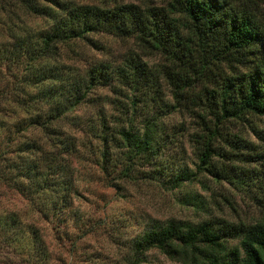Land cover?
Segmentation results:
<instances>
[{"label":"trees","instance_id":"trees-1","mask_svg":"<svg viewBox=\"0 0 264 264\" xmlns=\"http://www.w3.org/2000/svg\"><path fill=\"white\" fill-rule=\"evenodd\" d=\"M14 1L0 3V184L23 198L31 219L0 211V264L56 260L35 219L49 223L71 252L96 232L74 205L84 190L79 180L115 191L136 180L173 189L198 181L199 173L248 191L259 218L153 220L129 243L125 264H144L153 249L174 264H264V178L228 177L213 162L247 160L240 150L249 144L229 124L264 116V23L250 0ZM93 33L131 38L138 51L78 69L71 44L96 46ZM148 54L166 64L149 66ZM164 78L175 105L187 108L189 99L197 119L189 135L194 171L144 170L171 142L163 119L174 105L164 97ZM186 196L191 205L200 202Z\"/></svg>","mask_w":264,"mask_h":264},{"label":"rangeland","instance_id":"rangeland-1","mask_svg":"<svg viewBox=\"0 0 264 264\" xmlns=\"http://www.w3.org/2000/svg\"><path fill=\"white\" fill-rule=\"evenodd\" d=\"M75 3H101L111 0H70ZM127 1V0H125ZM135 2L160 3L161 0H134ZM39 3H50L40 0ZM246 3L256 10L264 23V0H250ZM253 2V3H252ZM0 3H16L14 0H0ZM27 22L41 24V20L32 16H23ZM96 46L83 40L71 44L75 54L71 61L78 69H82L92 60H101L117 63L128 50L138 51L131 38H120L104 33H93L89 36ZM149 66L159 67L166 62L154 54L143 56ZM162 83L164 97L168 103L174 105L163 119L171 142L156 157H152L144 170L160 166L170 171L172 167L185 165L191 171L195 170L196 156L193 144L189 140L190 134L197 129L194 113L190 111L191 102L185 99L187 108L180 104L175 105L170 96L168 79ZM97 92L111 95L104 88ZM183 102V101H182ZM109 108L108 105H106ZM84 107L77 109L78 113L85 112ZM230 132L241 136L248 144L247 149H241L247 160L240 161L234 156L229 159L213 162L226 170V175L234 176L247 181L255 176L264 178V116L249 115L242 121L229 124ZM254 129V130H251ZM255 131V132H254ZM240 158V157H239ZM198 181L187 183L173 189H164L155 181L136 180L134 183H125L120 191L104 187L98 182L79 180L82 187V197L75 202V206L84 218H90L96 224V232L88 234L77 242L74 252L70 251L67 240H55L51 225L41 219H35L34 224L40 229L51 253L56 260L51 264H125L129 252V243L151 225L153 220L164 222L169 218L196 222L201 219L222 217L232 222H253L259 218V210L248 198L249 192L237 188L220 180L214 182L206 173L198 174ZM186 183V182H185ZM197 194L200 202L191 205L186 200L187 194ZM17 211L29 221V214L25 213L23 198L7 187L0 184V211ZM30 217V216H29ZM34 217V216H31ZM95 219L98 221L96 222ZM68 229H71L70 224ZM235 244L236 239L229 240ZM144 264H174L156 250L146 253Z\"/></svg>","mask_w":264,"mask_h":264}]
</instances>
